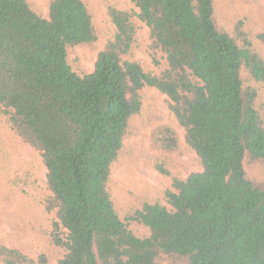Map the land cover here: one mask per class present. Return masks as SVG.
Returning <instances> with one entry per match:
<instances>
[{"label": "trees", "instance_id": "1", "mask_svg": "<svg viewBox=\"0 0 264 264\" xmlns=\"http://www.w3.org/2000/svg\"><path fill=\"white\" fill-rule=\"evenodd\" d=\"M131 2L138 11L108 6L110 36L79 75L68 49L99 40L89 0H49L46 16L0 0V113L42 158L51 238L64 251L56 264H264V56L218 24L215 0ZM144 28L158 71L135 58ZM147 87L167 96L200 170L183 179L157 161L173 176L165 203L122 218L111 169ZM159 143L174 154L180 135L165 128ZM36 261L47 257L0 244L2 264Z\"/></svg>", "mask_w": 264, "mask_h": 264}, {"label": "rangeland", "instance_id": "2", "mask_svg": "<svg viewBox=\"0 0 264 264\" xmlns=\"http://www.w3.org/2000/svg\"><path fill=\"white\" fill-rule=\"evenodd\" d=\"M28 1L38 14L47 15L49 0ZM89 1L96 15L99 40L68 49V61L79 75L94 70L98 53L110 36L113 26L108 6L138 11L131 0ZM215 6L218 24L232 34L241 29L264 56V43L256 38L264 29V0H215ZM148 47V30L144 28L137 37L135 58L146 70L158 71ZM142 98V110L132 119L123 148L111 169L110 190L122 218L146 201L165 203L164 193L173 189V176L158 171L157 161L165 159L172 174L183 179L200 170L195 152L184 141L183 128L168 107L167 96L147 87L142 90ZM258 108L264 115V87H260ZM165 128L180 135V148L174 154L159 143ZM262 176L264 168L257 178ZM46 196V169L40 154L10 129L0 113V244L18 248L35 260L45 254L46 264H56L64 251L52 242V220L44 207ZM131 228L139 236L148 234L141 225L133 223Z\"/></svg>", "mask_w": 264, "mask_h": 264}]
</instances>
